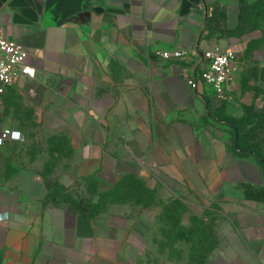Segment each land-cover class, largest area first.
Here are the masks:
<instances>
[{
    "label": "crops",
    "instance_id": "obj_1",
    "mask_svg": "<svg viewBox=\"0 0 264 264\" xmlns=\"http://www.w3.org/2000/svg\"><path fill=\"white\" fill-rule=\"evenodd\" d=\"M208 10L207 0H0V30L26 48L37 70L7 91H27L40 102L43 132L70 145L68 155L45 151L59 162L69 156L73 179L112 185L133 174L150 189H165V201L196 193L217 206L222 264H264V202L239 194L244 184L259 185L254 177L264 179L263 170L238 159L230 133L213 127V87L191 88L183 62L159 57L214 48L205 33ZM27 130L21 122L17 131ZM21 144L4 148L28 157L30 148H12ZM29 162H13L11 179L0 184L3 264H143L157 208L116 204L81 216L47 200L46 167L31 171Z\"/></svg>",
    "mask_w": 264,
    "mask_h": 264
},
{
    "label": "rangeland",
    "instance_id": "obj_2",
    "mask_svg": "<svg viewBox=\"0 0 264 264\" xmlns=\"http://www.w3.org/2000/svg\"><path fill=\"white\" fill-rule=\"evenodd\" d=\"M257 0H207L208 15L205 27L206 37L211 39L216 46L233 47L237 51L235 77L233 82L225 87L224 93H216L211 115L213 127L219 133H230L226 136L233 141L234 133H239L238 159L254 162L258 166L257 158L248 154L255 150L264 159V46L256 47L255 40L262 37L261 30H253L248 14L252 5ZM65 91L70 92V85L65 86ZM40 102L30 92L7 91L0 96V125L2 131H17L21 122L28 129L24 134V141L15 147L30 148V155L20 152L11 155L5 145H0V184H6L13 175L14 163L29 160L28 167L31 171H39L41 165L45 166V181L49 191L47 200L61 201L81 216L96 217L110 206L131 203L137 211L150 213L152 208L158 209V215L153 220V229L150 235L151 249L142 251L143 264L152 262L163 264H222V260L215 253L219 245L215 227L219 226L216 214L217 206L209 204L196 193H175L179 205L171 207L172 200L165 201V189H149V195L122 193L117 190L115 183L120 179L112 176L110 171L103 175L112 185H103L97 178L77 177L73 179V172L69 170L67 159L62 156V161L54 160L48 156L47 148H61L70 153L69 141L65 137L47 136L40 125L42 108ZM0 132V133H1ZM52 137V138H50ZM121 144V141H118ZM232 147L235 145L231 142ZM73 163V162H72ZM55 166L60 170L55 171ZM73 167V164H72ZM261 167V166H260ZM262 169V167H261ZM263 170V169H262ZM21 176V172L17 173ZM23 174V172H22ZM142 180V179H141ZM257 186L255 200L264 201V179L254 177ZM70 183L66 186L64 182ZM144 181V180H142ZM145 182V181H144ZM263 182V183H262ZM146 184V183H145ZM241 190L239 194H245ZM154 195V200L151 197ZM140 201H138V200ZM153 199V198H152ZM173 200V201H175ZM148 202V203H147ZM169 207V208H168ZM183 212V213H182ZM187 216V217H186ZM179 224H176L177 218ZM186 217V218H185ZM149 224L147 225V227ZM183 227L191 232L185 235ZM207 237V241L204 240ZM137 254V253H136ZM0 264H3L1 259Z\"/></svg>",
    "mask_w": 264,
    "mask_h": 264
},
{
    "label": "built area",
    "instance_id": "obj_3",
    "mask_svg": "<svg viewBox=\"0 0 264 264\" xmlns=\"http://www.w3.org/2000/svg\"><path fill=\"white\" fill-rule=\"evenodd\" d=\"M28 55L21 43L8 39L0 30V96L18 81L36 77V68L27 64ZM159 57L168 62H183L181 74L195 90L205 84L221 96L235 77L237 51L233 47L163 50ZM19 141H24V135L19 131L0 133V145Z\"/></svg>",
    "mask_w": 264,
    "mask_h": 264
},
{
    "label": "trees",
    "instance_id": "obj_4",
    "mask_svg": "<svg viewBox=\"0 0 264 264\" xmlns=\"http://www.w3.org/2000/svg\"><path fill=\"white\" fill-rule=\"evenodd\" d=\"M248 18L251 22V25H252L251 28L253 30H261L262 31V37L258 40H255L254 45H256V47L264 46V0H257L252 5L251 11L248 14ZM239 141H240V136H239V133H237V131H236V133H234V136H233V144L235 145L234 147L237 150H239L238 149ZM248 154L257 158V161H258L259 165L262 167L263 173H264V159L262 158V156H260L258 154V152L255 150L248 151ZM115 188L117 190L124 191L122 193H131L132 194L133 192H135L138 195L143 193V194L148 196L149 193L151 192L149 189H147L145 182L142 181L141 178H139L133 174H128V175L122 176L121 179L117 183H115ZM244 188H245V192H246L245 196L247 198H251L254 200H255V198H253V196L247 195L248 192H250L249 194H253V192L255 190H258V192L260 190H262V187L256 186L253 184H244ZM150 200L151 201H148L149 203H151L154 200V195H152ZM176 201L177 200L172 201L171 207H174L175 205H179L181 203L180 201L179 202H176ZM179 218L180 217L177 218L176 224H179ZM183 230H185L184 233H186V234H184V236L185 235L189 236V234L191 233L188 228L183 227ZM204 240L207 241V237L206 238L204 237ZM1 259H2V255L0 254V261H1Z\"/></svg>",
    "mask_w": 264,
    "mask_h": 264
}]
</instances>
